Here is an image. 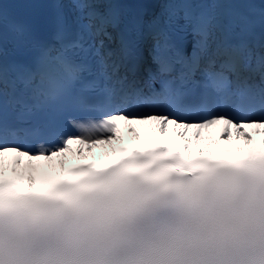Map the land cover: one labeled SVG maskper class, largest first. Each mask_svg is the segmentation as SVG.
Returning a JSON list of instances; mask_svg holds the SVG:
<instances>
[{"label":"snow or ice","instance_id":"1","mask_svg":"<svg viewBox=\"0 0 264 264\" xmlns=\"http://www.w3.org/2000/svg\"><path fill=\"white\" fill-rule=\"evenodd\" d=\"M4 2L0 193L47 197L73 187L125 184L165 173L199 176L264 160V145L245 150L254 139L249 129L264 130V0H51L52 41L9 24L10 59ZM149 2L159 5L151 19L129 14V4ZM149 44L154 68L144 62ZM65 118L75 133L62 131ZM120 121L132 133L136 124L157 122L162 134L173 125L183 142L117 148L124 141ZM221 124L219 139L231 141L235 129L244 144L216 142L214 154L206 146L208 154L201 147L193 155L192 138L200 141L204 130ZM13 138L34 139L39 149L9 143ZM101 146V158L108 162L66 166L70 153L86 159ZM117 151L122 154L116 156ZM9 170L18 178L6 175Z\"/></svg>","mask_w":264,"mask_h":264},{"label":"bare ground","instance_id":"2","mask_svg":"<svg viewBox=\"0 0 264 264\" xmlns=\"http://www.w3.org/2000/svg\"><path fill=\"white\" fill-rule=\"evenodd\" d=\"M113 47H115V44L112 45ZM157 122H149L148 124L145 125H140V124H136L133 125L132 127H135L137 129L136 133H132L128 131L129 125L125 122V121H120V125H121V136L124 138V141H130V142H147L151 139H159V140H174V141H178V142H183L180 140V138L174 133L173 125H168V131L166 134H162L159 132V130L157 128H155ZM224 125H217L214 126L211 129L208 130H204L202 132V138L200 141H197L195 139V137L192 138V144H191V151L194 154L199 153V150L201 147H206V146H210V148L212 149L213 147H216V142L219 143V145L222 146H227V147H232L235 145H243L244 141L241 140H237L236 136H235V129H232V139L231 141H227V140H222L219 139L220 133L222 131V129L224 128ZM179 131V130H177ZM194 130H189V135L191 136V133ZM249 131L253 132V142L255 141L256 137L258 135H262V140L264 142V130H261L260 133H256L255 130L253 129H249ZM137 134H139V138H137ZM121 144L120 143H116L115 146L118 148ZM74 147H76L74 145ZM248 146H246L247 148ZM105 150V147L101 146V147H96L92 150L91 153L87 154V158H79L74 156L73 154H69L66 157V166L70 165V164H77V163H82V162H87L89 160H96V161H102L105 162L106 160L101 158V153ZM206 151H208L207 147H206ZM26 159V158H25ZM41 164L42 167H46L48 162H39ZM5 164H6V168L10 169L11 166V162L10 159L6 156L5 159ZM6 173H9L13 178H18L13 176V174L11 173V171H7ZM22 183H25L26 185V181H21ZM35 189V187L33 188Z\"/></svg>","mask_w":264,"mask_h":264}]
</instances>
